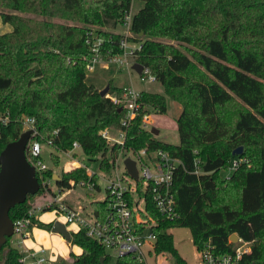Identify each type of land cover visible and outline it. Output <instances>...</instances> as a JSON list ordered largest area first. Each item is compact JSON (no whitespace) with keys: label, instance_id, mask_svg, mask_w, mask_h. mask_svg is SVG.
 Masks as SVG:
<instances>
[{"label":"trees","instance_id":"16d2710c","mask_svg":"<svg viewBox=\"0 0 264 264\" xmlns=\"http://www.w3.org/2000/svg\"><path fill=\"white\" fill-rule=\"evenodd\" d=\"M132 1L0 0L1 23L9 27L0 31V153L22 133L24 116L34 120V138L54 150L53 166L74 141L88 159L99 156L106 173L109 159L120 150H167L181 161L172 182L177 216L169 219L153 205L146 207L144 218L155 222L154 254L170 253L177 264H185L169 231L183 226L198 251L209 244L215 254H232L237 243L229 238L236 234L251 242V251L235 264H264V54L257 49L264 42V0H140L128 40L139 44L134 62L149 69L164 94L141 91L137 113L123 127V111L109 98L121 88L110 86L100 95L86 81L91 50L85 40L95 33L103 58L121 53L122 35L114 29ZM191 70L204 83L193 79ZM216 83L226 89L220 95L211 94ZM166 96L181 107L178 144L161 141L143 127V115L167 111ZM108 128L125 130L123 146L106 141L102 132ZM239 146L242 153L233 155ZM233 158L241 159L239 165L220 176ZM53 175L50 167L36 177L40 184L42 177L52 179L60 189L90 180L82 167L61 170L56 180ZM40 195L42 186L10 209L11 220L23 217L31 206L27 200ZM107 201H90L98 216L105 214ZM33 226L51 230L52 223L33 220ZM69 241L81 248L77 255L70 253L73 264L111 261L82 228ZM21 257L10 238L0 247V263L19 264ZM113 264L140 263L125 254Z\"/></svg>","mask_w":264,"mask_h":264},{"label":"built area","instance_id":"2783aa9c","mask_svg":"<svg viewBox=\"0 0 264 264\" xmlns=\"http://www.w3.org/2000/svg\"><path fill=\"white\" fill-rule=\"evenodd\" d=\"M130 11L124 14L121 23L125 27V30L121 33L122 38L119 44L121 53L109 58H103L99 50L101 40L96 39L94 35L86 38L85 42L91 50L86 69L92 70L101 61L115 64L118 67L131 66L132 68V62L129 59L133 58V52L139 49V44L128 40V36L131 35L130 27L133 15ZM138 75L140 76V80H155L150 74L149 69L144 66ZM139 95L140 92L135 91L132 87H124L121 88L119 93L109 94L112 103L123 111L121 119L123 127H127L130 120L136 115L139 108L137 102ZM148 115L145 114L142 118L144 128H147L145 121H147ZM34 128V120L24 116L22 119V132L29 129L33 130L32 137L28 140L25 149L26 159L34 167L35 173L42 175V172L50 167L45 164L41 157L42 143L34 138ZM115 130L118 132L119 138L110 137L107 129L102 132V136L105 137L109 144L123 146L126 135L125 130L121 128H116ZM45 144L49 145V142ZM78 149H80V145L74 141L72 148L62 153L74 157L75 167L84 168L90 180L77 184L71 182L72 187L69 189H60L55 185L56 190L54 191L50 185V182L54 181L42 177V183L39 184L40 188L41 186L43 187L44 195H40V197H46L47 199L43 203H38L30 208L23 217L12 221L13 233L10 237V242L22 252L19 264H56L51 259L53 253L49 252V249L39 246L33 251H29L24 246L25 239L29 238L33 220H38L36 213L43 210H54L57 213H63L67 223H76L78 229H84L89 237L104 247L111 259H116L125 254H132L140 264H147V258L154 253L153 246L156 234L151 229V226L155 225L154 220L152 218H144L146 214L148 215L146 207L148 204L153 205L162 216L169 219L177 216L172 182L174 172L181 161L171 155L169 151L162 149L148 150L142 148L137 151H125L122 163L126 158L134 160L138 177L136 179L131 177L125 167L122 175L118 176L115 174L114 177L109 176L107 178L108 185L105 188V196L95 199H108L105 214L98 216L90 203L89 210L85 206H71L64 203L63 195L76 186L83 187L89 191H99V178L101 174L104 176L110 171H116V167L119 166V160H117L118 158H110L109 162L112 166L110 171L106 173L99 166L100 157L94 160L88 159L91 162L97 161L99 169L102 171L98 173L83 163L87 159L86 155L82 154L81 159L77 158L76 150ZM107 157L109 158L110 156L108 155ZM240 160L239 158H233L228 166L229 169L231 171L234 170L239 165ZM194 173L199 174L201 172L199 169H195ZM93 175L97 176V180H91ZM97 186H99V189ZM86 216L89 218H86ZM51 223L53 224V222ZM13 236H17L18 238L14 240ZM235 243H237V246L234 252L224 255L215 254L212 251L213 247L209 244L206 245V247L198 251L202 264H235L241 259L243 254L250 253V241H244L238 237Z\"/></svg>","mask_w":264,"mask_h":264},{"label":"rangeland","instance_id":"374dc122","mask_svg":"<svg viewBox=\"0 0 264 264\" xmlns=\"http://www.w3.org/2000/svg\"><path fill=\"white\" fill-rule=\"evenodd\" d=\"M142 6H143L142 1L133 0L130 9L131 14L135 13ZM7 29H9V27L7 25L2 24L0 19V31L1 32L6 31ZM124 30L125 27L123 25L120 26L118 25V27L114 29V32L122 33V31ZM94 37L96 39L97 38L100 39L96 35ZM247 44L250 46L256 45V44L251 45V42H247ZM257 49L264 54V42L259 41V43L257 44ZM184 51L186 52V50ZM186 56L189 59H191L189 55ZM129 60L130 62H132V64L135 63L133 62L134 61L133 58H130ZM191 71L192 72L190 73V75L191 77H193V79L199 80L202 83H204L205 79L201 75H198L195 70H191ZM85 72H86L87 83L93 84L95 87L100 88L99 91L108 85V90L110 86L119 87V88L132 87L137 92L149 91V92H157L160 94H164V88L160 82L156 80L153 81L140 80V76L134 70H132L131 66L118 67L115 64H110L101 61L98 64H96L92 70L86 69ZM220 90L223 91L226 90L223 86H221L220 83H216L215 86H210L211 94L220 95ZM166 105H167V111L165 113L163 114L150 113L145 123L147 125V128L149 129L151 128L158 129L159 133L156 135V137L159 140L168 143L178 144L180 143L181 137L177 130L176 120L179 116L181 107L177 102L173 101L168 96H166ZM107 130L110 137L119 138L118 132L115 129L109 128ZM242 151H243V146H242ZM51 152H54V150L49 145L42 144L41 157L43 158L45 164L48 167H51L53 173H55L56 175H59L61 173V170H69L75 167V161L73 160L75 158L66 155L64 153H60L59 166H53L50 160ZM124 153L125 152L120 150L119 153L115 156V158H118L117 160H119L118 161L119 166L116 167L115 169L116 171H110L108 174H105L104 176L101 174L99 178V185H100L99 191H89L83 187L76 186L75 188L67 191L66 192L67 194L65 193V195H63L64 203H67L71 206H76V205L85 206L89 210V203L91 200L100 199L105 196V188L108 185L107 178L109 176L114 177L115 174L120 176L124 172V165L122 163ZM76 154H77V158L81 159L83 153L81 152L80 149L76 150ZM83 163H85L93 171H97L98 173L102 172L99 169L97 161L91 162L87 158L86 160L83 161ZM230 173L231 170L229 169V167L222 168L219 171L220 176H225V175L228 176V174ZM50 185L52 189L55 191L56 186L54 182H50ZM232 194H234V198L232 197ZM230 195L233 198V203H234L238 195L237 190H234L233 193L231 192ZM46 199H47L46 197H40V196L33 199H28L27 205H31L30 208H32L34 205H37L38 203H43ZM36 217L38 218V221L41 222L42 224H48L50 222L54 223L55 221H59L65 225V227L70 233L76 232L78 230V225L76 223H71V222L67 223L65 221L63 213H57L54 210L38 211L36 213ZM89 217L86 216V218ZM171 233L173 236L174 246L179 256L183 258L184 263L201 264L196 254L197 253L195 250L196 247H194L189 228L183 226H176L171 228ZM17 238H18L17 236H13L14 240H16ZM24 246L29 251H33L39 246H43L44 248L49 249V252L53 253L51 259L55 261L56 264H73L72 259L70 258V253L77 255L81 252V248L79 246L72 244L70 241L68 242V240L63 239L62 235H60L59 233L51 232L50 230L40 227H32L29 238L25 239ZM114 261L115 258H112L109 264H113ZM147 264H177V262L170 253L157 254V255L153 253L151 257L149 256L147 258Z\"/></svg>","mask_w":264,"mask_h":264},{"label":"water","instance_id":"95a60500","mask_svg":"<svg viewBox=\"0 0 264 264\" xmlns=\"http://www.w3.org/2000/svg\"><path fill=\"white\" fill-rule=\"evenodd\" d=\"M143 66L137 62L132 64V70L137 74L141 73ZM108 85L99 91L100 95H105ZM120 110V109H119ZM33 130L23 131L19 137L7 143L0 153V247L5 244L13 233V223L10 218V209L16 204L23 203L28 194L35 195L40 189V184L36 177L34 167L28 162L25 149L28 140L32 137ZM151 133L155 136L159 133L158 129L151 128ZM242 146L233 150V155H240ZM127 173L137 178V168L135 161L126 158L123 162ZM58 175L54 174L56 180ZM51 232L59 233L62 238L69 240L71 233L65 225L59 221L52 224ZM238 236L232 234L231 242H236ZM103 262V258H101Z\"/></svg>","mask_w":264,"mask_h":264},{"label":"crops","instance_id":"0c3cea01","mask_svg":"<svg viewBox=\"0 0 264 264\" xmlns=\"http://www.w3.org/2000/svg\"><path fill=\"white\" fill-rule=\"evenodd\" d=\"M98 89H100V88H98ZM170 232H171V229L169 230ZM195 247V246H194ZM195 250H196V254H197V256H198V258H199V261H200V263L202 264V261H201V257H200V253L198 252V250L195 248ZM161 254H165V253H161ZM167 254V253H166ZM151 257V256H150Z\"/></svg>","mask_w":264,"mask_h":264}]
</instances>
